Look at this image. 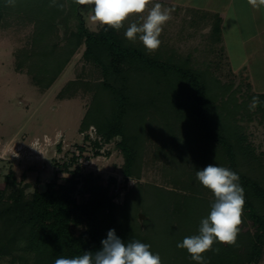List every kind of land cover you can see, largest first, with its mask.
I'll use <instances>...</instances> for the list:
<instances>
[{
    "label": "trees",
    "instance_id": "16d2710c",
    "mask_svg": "<svg viewBox=\"0 0 264 264\" xmlns=\"http://www.w3.org/2000/svg\"><path fill=\"white\" fill-rule=\"evenodd\" d=\"M61 1L56 0L54 6L51 0L45 1L43 6L50 9L45 12V18L39 14L43 15L42 0H16L14 7L0 0V27L7 14L14 12L19 17L35 4L31 7H36L34 15L38 16L35 21L40 31L55 32V19L65 10ZM20 3H26V7L19 6ZM74 13L78 31L71 34L70 45L53 59L60 64L51 65L50 72L44 66L31 71L28 65L27 74L38 87L48 91L75 50L85 46L84 58L100 68L104 81L85 85L95 96L82 121L81 133L96 127L97 136L106 143L121 138L118 146L125 158L124 176L135 179L141 177L145 144L154 130L152 123L156 116L164 122V133L170 138L167 145L185 149L188 145L205 146L203 162L194 165L195 170L209 163L230 168L239 174L245 195L235 246L215 243L213 248H219V253L209 251L204 254L205 259L208 264L258 263L264 253V156H257L256 150L247 143L244 119H237V112L244 109L248 117L246 124L250 121L252 110L248 102L245 103L248 106L235 105L236 99L227 93L220 105L216 98L211 101L202 72L188 64L174 62V58L163 61L159 53L148 54L145 48L126 41L121 31L106 30L105 26L99 32H90L84 19ZM213 37L216 43L222 39L220 17L214 22ZM40 38L35 40L38 42ZM122 65L125 68L119 69ZM234 105L238 111L230 110ZM259 105L262 106L257 107V111L263 113L264 98H260ZM97 146L100 148L99 144ZM186 158L181 156V160H174L187 163ZM180 164H174L169 171L175 179L180 178V169L177 170ZM80 184L88 193L85 201L76 197ZM151 188L159 206L152 214V221H145L143 230L139 208H136L143 200V192L129 195L126 203L119 206L110 196V186H104L93 175L80 181L75 174L68 185L53 182L45 192L29 196L12 173L0 185V263L9 258L11 264H54L62 255L72 257L83 251L95 252L102 247L101 241L107 238L108 231L115 229L116 235L125 242L139 240L149 244L150 250L160 255L162 264H196L177 243L186 236L198 234L200 222L209 214L214 200L187 196L185 210L179 209L180 215L172 218L166 215L170 209L164 204L173 192ZM179 204L181 202L177 207ZM178 221L182 222L180 228L174 224Z\"/></svg>",
    "mask_w": 264,
    "mask_h": 264
},
{
    "label": "rangeland",
    "instance_id": "374dc122",
    "mask_svg": "<svg viewBox=\"0 0 264 264\" xmlns=\"http://www.w3.org/2000/svg\"><path fill=\"white\" fill-rule=\"evenodd\" d=\"M45 1L42 0V6ZM160 1L153 0L172 11L171 19L164 25L160 36L161 46L154 53H159L163 61L174 58V62L188 64L202 72L207 79L211 101L216 98L219 105L227 94L229 97L232 95L236 99L235 105L241 107L246 102L250 106L253 97L259 101L264 98V7L256 10L248 0H236L235 12L230 14L231 21L224 27V37L216 43L213 37L216 19L202 22L197 14L191 15L192 10L188 7L169 6L166 1ZM192 1L199 8L210 6L208 9L215 10L225 0H211L215 5H204L210 0ZM176 2L184 5L188 0ZM61 3L65 10L53 21L55 32L40 31L35 21L38 18L34 15L36 7H33L35 10L31 7L35 4H31L29 11L19 17L14 12L7 14L1 22L0 185L13 173L17 184L32 196L35 192H45L53 182L68 185L75 174L80 181L93 175L104 186H110L109 193L116 205L123 206L129 195L143 192V200L136 207L139 208V223L143 230L145 221L152 219L159 206L153 199L151 187L173 192L171 199L167 198L169 202L165 200L164 204L170 209L166 215L172 218L180 215L181 209L185 210L187 196L215 200L213 193L204 188L195 176L197 170L194 165L202 164L205 146L188 145L185 149L167 145L170 138L165 135V125L159 117L153 121L154 130L145 144L139 179L124 176L125 158L118 146L121 138L106 143L97 136L96 127L81 133L82 121L95 96V92L85 85L104 81L100 68L84 58L85 46L75 50L50 90L44 91L34 83L27 74L28 65H31V71L44 66L50 72L52 67L60 64L53 59L70 45L71 34L78 31L79 23L74 11L84 19L90 32H99L103 28L91 21V6L79 5L75 0H62ZM19 6L26 7V3ZM49 10L43 6V15L39 14L47 18L44 14ZM142 15L146 16L147 11ZM139 20L138 16L130 17L120 30L123 36L128 24ZM41 35L45 39H41ZM39 37L37 42L35 39ZM133 44L144 48L138 39ZM23 63L25 66H21ZM124 68V65L119 67ZM147 94L149 96L150 92ZM235 105L230 107L231 111H238ZM261 106L257 105L258 108ZM257 107L252 110L248 124L244 109L237 112V119H244L247 143L256 150L257 156H264V112H258ZM86 137L89 140L85 141ZM181 156L188 157L187 163L174 160H181ZM178 163H181L177 168L180 169V178L175 179L176 176L169 171ZM76 197L79 201L88 199L83 184L77 187ZM178 202H181L179 207ZM174 224L180 228L182 222ZM0 264H11L10 259H2ZM256 264H264V253Z\"/></svg>",
    "mask_w": 264,
    "mask_h": 264
},
{
    "label": "clouds",
    "instance_id": "9594fccd",
    "mask_svg": "<svg viewBox=\"0 0 264 264\" xmlns=\"http://www.w3.org/2000/svg\"><path fill=\"white\" fill-rule=\"evenodd\" d=\"M79 5L91 6L90 19L93 23L107 29L120 31L132 16L140 17L139 22L128 24L124 32L125 39L142 43L148 54L161 46L160 36L164 25L171 19V9L153 0H75ZM16 0H6L7 6H15ZM256 10L264 7V0H248ZM54 6L56 0H51ZM152 5L150 8L149 5ZM147 11V15L142 14ZM260 103L253 97L250 110H255ZM197 181L211 191L215 197L206 218L200 222L198 234L186 236L177 247L185 249L196 264H208L205 255L214 249L215 243L235 246L242 224L245 206L244 188L240 176L230 168L209 163L195 173ZM102 247L93 251H83L72 257L60 256L54 264H162L158 253H153L151 246L139 240L123 241L110 229L107 238L101 241Z\"/></svg>",
    "mask_w": 264,
    "mask_h": 264
},
{
    "label": "crops",
    "instance_id": "0c3cea01",
    "mask_svg": "<svg viewBox=\"0 0 264 264\" xmlns=\"http://www.w3.org/2000/svg\"><path fill=\"white\" fill-rule=\"evenodd\" d=\"M163 1H166V3H168V5H176V7H181L185 9V7L192 11L191 12V15H194V14H197L200 18V21L201 19L204 20V21H208V19H216L218 17H220L222 19V38L224 37V27H225V24L228 22V21H231L230 19V14L234 11V4H236V0H225L223 2H221L219 5H218V8H215V10L213 9H208V7L210 6H203V8H199L197 7L192 0H188V2H186L187 4H184L182 5V3H179V2H176V0H161L160 2H163ZM169 5V6H170ZM204 5H215V3L211 0L209 2H206L204 3Z\"/></svg>",
    "mask_w": 264,
    "mask_h": 264
},
{
    "label": "water",
    "instance_id": "95a60500",
    "mask_svg": "<svg viewBox=\"0 0 264 264\" xmlns=\"http://www.w3.org/2000/svg\"><path fill=\"white\" fill-rule=\"evenodd\" d=\"M143 217H142V215L140 216V219H142Z\"/></svg>",
    "mask_w": 264,
    "mask_h": 264
}]
</instances>
